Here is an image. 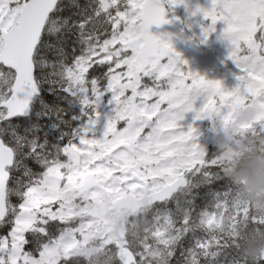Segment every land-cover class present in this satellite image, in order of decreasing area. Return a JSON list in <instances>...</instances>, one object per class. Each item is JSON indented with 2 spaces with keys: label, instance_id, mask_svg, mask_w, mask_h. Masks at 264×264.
Listing matches in <instances>:
<instances>
[{
  "label": "snow or ice",
  "instance_id": "6c2138e0",
  "mask_svg": "<svg viewBox=\"0 0 264 264\" xmlns=\"http://www.w3.org/2000/svg\"><path fill=\"white\" fill-rule=\"evenodd\" d=\"M182 2L0 0V264H96L89 236L106 229L90 206L105 198L137 209L133 225L150 209L142 234L105 235V264H264L222 228L247 210L226 156H209L194 126L250 101L259 114L246 132L264 137V0L200 10L205 40L227 25L231 90L150 31L168 23L165 3ZM202 191L211 200L197 212Z\"/></svg>",
  "mask_w": 264,
  "mask_h": 264
},
{
  "label": "rangeland",
  "instance_id": "374dc122",
  "mask_svg": "<svg viewBox=\"0 0 264 264\" xmlns=\"http://www.w3.org/2000/svg\"><path fill=\"white\" fill-rule=\"evenodd\" d=\"M165 5L168 7L170 11L169 15V24L167 28L164 30L162 37L160 38L166 43H169L172 45L174 51L178 54H184L183 61L187 60V57L190 56L191 58H195V62L193 63L191 69L192 72L199 73L201 76L205 77L208 80H218L221 81L223 86L231 90L233 89L236 84V76L239 75V70L236 68V66L233 64L231 60L228 59L230 55V51L232 49L231 41L227 38H224L223 33L227 25L223 21L217 22V24L214 26L215 31L211 32L208 38L205 40V37L203 36L204 40V46L209 51V53L203 51H192L190 48V45L185 42L187 38L186 35L191 37V33L197 34L196 30H189L187 32L186 30H183L181 27V14L187 15L185 19V23H187L190 28L191 24L195 22H202L204 24V30L209 29L212 27L211 20L205 19L203 12L200 11L203 10H209L212 7V0H183L182 3H177L175 5H169L165 3ZM184 32V34H183ZM191 32V33H190ZM194 35V34H193ZM193 43V42H192ZM206 44V45H205ZM220 50V51H216ZM211 52L218 54H225L227 55V58L225 59V62L219 61L216 56H213ZM219 63V64H218ZM224 63V64H223ZM219 65L224 67L225 65H229L230 69H233L235 74L230 75V77H227L228 74L221 73L218 71H213L219 68ZM214 72L211 77H207L205 74L207 72ZM247 110H255L256 116L255 119L251 122L244 121L242 119L243 112ZM228 110L225 109L222 115L213 117V120H202V121H196L194 126L198 129L199 132V144L204 148L206 153L208 152L209 147H214L215 144L218 142L217 138H220L222 141H227L228 136H223L222 131L229 132V135L233 137L235 133L244 134L246 132V126L254 125L257 119V116L259 114V110L249 101L244 102L238 105L235 110L232 112L230 119L225 122L223 119L224 115H227ZM193 113L187 114L185 117V120L182 121L183 126L185 127V130H187L188 125L193 124ZM104 124L105 121L101 119L100 124L97 127V138H100L102 136L103 130H104ZM231 145V143H230ZM257 150L259 152H264V137L260 139V144L257 146ZM246 172L245 168H242L240 170V175H244ZM102 205L111 206L112 203L109 201L108 198H105V201ZM99 205H91L90 210H93L94 208L98 207ZM252 208L257 213L258 216L262 217L264 219V200H253L252 199ZM146 213V212H145ZM144 213V214H145ZM143 216H146L144 215ZM126 218V216H125ZM134 216H131L130 219H127L126 222L129 224V235H133L134 233L142 234L143 228L148 225L149 219L148 216L142 217L139 222L136 225H133L132 220ZM103 226L106 229V232L103 233H93L89 236L88 240V248L93 252L94 254V261L96 264H98V260L101 257L102 260H104L105 253L102 251L101 245L105 238V235L111 236L113 235V229L110 227H106L104 224Z\"/></svg>",
  "mask_w": 264,
  "mask_h": 264
},
{
  "label": "trees",
  "instance_id": "16d2710c",
  "mask_svg": "<svg viewBox=\"0 0 264 264\" xmlns=\"http://www.w3.org/2000/svg\"><path fill=\"white\" fill-rule=\"evenodd\" d=\"M82 4L87 3L88 0H80ZM187 16V15H186ZM185 16V17H186ZM182 18V26L183 28L189 32V30H196L197 34L191 33L192 39H186L185 41L191 45V50L196 51L199 50L201 52L205 51L206 53L209 51L206 49V47L203 45L204 40L203 36L204 34L201 31V27L196 23V27H191L185 23L184 17ZM190 37V38H191ZM193 42V43H192ZM206 45V44H205ZM198 47L197 49H195ZM220 51V50H216ZM213 56H216V58L221 61L225 62L227 55L225 54H218L211 52ZM185 56H180V59H184ZM187 69H193L192 65L195 62V58H191L190 56L187 57ZM219 64V63H218ZM224 64V63H223ZM218 72L225 73L227 77H230V75L235 74L233 69H230L229 65H225L224 67L219 65V68L217 67ZM101 73L98 72L97 75H100ZM255 144L256 142H253L252 139L249 140V142H233V145L230 146L227 149V146L225 143H221L219 140L215 144L214 147H211L207 154L209 156L213 155H224L227 158L228 164H227V178L230 180L232 185L235 189V195H234V205L236 208L241 210H247L246 215H235V216H228L224 219L222 228L229 234L230 236L234 237L240 247V251L242 254L247 255L249 257H254L257 254L261 253L264 250V227H260L257 224L252 223V217H257L260 220L262 217L258 216L257 213L252 208V198L247 194L244 186V182H234L231 178L234 174L239 173L242 168H244L243 163L241 161V157L243 154V150L247 148V150L252 151L255 150ZM250 146V149H249ZM211 197L205 196L203 191L201 192L200 197H198L197 200V208L196 211L199 212L200 208L205 205L206 202H210ZM148 219H150V212L148 214ZM7 229H0V234L6 232ZM98 264H105V262L100 257L98 260Z\"/></svg>",
  "mask_w": 264,
  "mask_h": 264
},
{
  "label": "clouds",
  "instance_id": "9594fccd",
  "mask_svg": "<svg viewBox=\"0 0 264 264\" xmlns=\"http://www.w3.org/2000/svg\"><path fill=\"white\" fill-rule=\"evenodd\" d=\"M255 116V110H247L243 112L242 119L251 122ZM241 161L246 169L245 174L236 173L231 178L234 182H244L245 190L253 200H264V152L245 148Z\"/></svg>",
  "mask_w": 264,
  "mask_h": 264
},
{
  "label": "water",
  "instance_id": "95a60500",
  "mask_svg": "<svg viewBox=\"0 0 264 264\" xmlns=\"http://www.w3.org/2000/svg\"><path fill=\"white\" fill-rule=\"evenodd\" d=\"M165 7V5H164ZM165 11H166V14H165V19L167 20V17H168V10L167 8L165 7ZM168 25V23H164L160 26H156V25H153L150 29V31L152 32L153 35L157 36V37H160L161 34H162V31L164 30V28ZM153 30H156V34H154ZM212 73H208L207 75H211ZM148 208L147 205H145L143 208L139 209L142 210V209H146ZM99 210V213H100V218L101 219H106V224L109 225V224H115V222L111 221L110 220V217H109V213L113 210H117L119 216L117 217V221L120 222V225L116 227L115 229V233L113 235V239H117V238H120L124 233H125V228H124V224H123V218L121 216V213L123 210L127 211V212H130L132 214H135L137 209H132V210H129V209H126V208H121L119 205H116L114 204L113 205V208L109 209L107 208L106 206L104 205H99L98 207L94 208L93 210L91 211H97ZM261 253H264V251H262Z\"/></svg>",
  "mask_w": 264,
  "mask_h": 264
},
{
  "label": "flooded vegetation",
  "instance_id": "af4514ba",
  "mask_svg": "<svg viewBox=\"0 0 264 264\" xmlns=\"http://www.w3.org/2000/svg\"><path fill=\"white\" fill-rule=\"evenodd\" d=\"M150 210V209H149ZM143 212H145V211H143ZM142 212V213H143ZM126 216V218H125V226H126V231H127V233H129V224H127V222H126V220L127 219H130L131 218V215H129V214H124V217ZM133 216H135V215H133ZM112 218H115V214H112ZM113 230H114V228L113 227H111Z\"/></svg>",
  "mask_w": 264,
  "mask_h": 264
}]
</instances>
